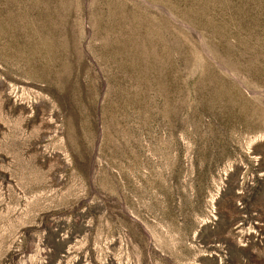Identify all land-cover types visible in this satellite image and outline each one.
Wrapping results in <instances>:
<instances>
[{
	"label": "rangeland",
	"instance_id": "rangeland-1",
	"mask_svg": "<svg viewBox=\"0 0 264 264\" xmlns=\"http://www.w3.org/2000/svg\"><path fill=\"white\" fill-rule=\"evenodd\" d=\"M0 264H264V0H0Z\"/></svg>",
	"mask_w": 264,
	"mask_h": 264
}]
</instances>
